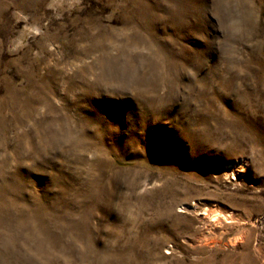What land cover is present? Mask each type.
<instances>
[{
	"label": "rangeland",
	"instance_id": "rangeland-1",
	"mask_svg": "<svg viewBox=\"0 0 264 264\" xmlns=\"http://www.w3.org/2000/svg\"><path fill=\"white\" fill-rule=\"evenodd\" d=\"M0 264H264V0H0Z\"/></svg>",
	"mask_w": 264,
	"mask_h": 264
}]
</instances>
